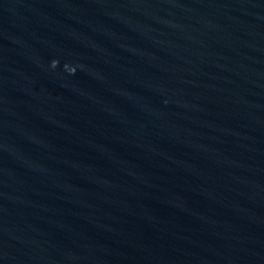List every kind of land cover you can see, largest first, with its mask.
I'll use <instances>...</instances> for the list:
<instances>
[{
	"label": "water",
	"instance_id": "obj_1",
	"mask_svg": "<svg viewBox=\"0 0 264 264\" xmlns=\"http://www.w3.org/2000/svg\"><path fill=\"white\" fill-rule=\"evenodd\" d=\"M0 264H264V0H0Z\"/></svg>",
	"mask_w": 264,
	"mask_h": 264
}]
</instances>
